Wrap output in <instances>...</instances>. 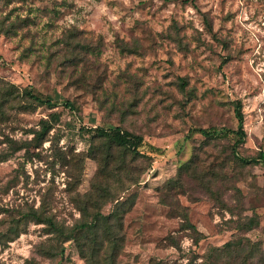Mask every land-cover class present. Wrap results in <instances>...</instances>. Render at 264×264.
Listing matches in <instances>:
<instances>
[{
	"label": "rangeland",
	"instance_id": "obj_1",
	"mask_svg": "<svg viewBox=\"0 0 264 264\" xmlns=\"http://www.w3.org/2000/svg\"><path fill=\"white\" fill-rule=\"evenodd\" d=\"M0 80L54 102L8 110L0 234L19 212L66 230L83 209L94 215L86 195L105 166L94 129L120 127L141 137L150 159L138 184L113 188L123 206L97 210L122 216L115 264H264V0H0ZM237 101L246 137L236 154L257 163L232 153ZM200 129L233 133L207 139ZM121 154L112 149L110 169ZM253 216L258 226L242 230ZM57 240L22 222L0 245V264H85L72 241ZM58 242L63 254L52 256Z\"/></svg>",
	"mask_w": 264,
	"mask_h": 264
},
{
	"label": "trees",
	"instance_id": "obj_2",
	"mask_svg": "<svg viewBox=\"0 0 264 264\" xmlns=\"http://www.w3.org/2000/svg\"><path fill=\"white\" fill-rule=\"evenodd\" d=\"M79 48H81L84 54H95L96 51V47L79 46ZM74 50L76 51V49ZM121 51L132 52L123 47H121ZM53 105L54 102L50 97L38 96L30 91L19 93L16 87L0 80V131L2 125L8 121V110H14V112L17 113H25L33 111L36 107L46 106L51 108ZM64 105L68 108L72 107L69 102H65ZM241 108V102L237 101L234 106V114L238 122V128L236 131H233L236 136V141L232 147V153L242 164L257 163L259 162L257 159L247 160L236 154V148L244 143L246 137L243 129L244 116ZM47 128L48 126L46 125L42 126L41 131L37 133L36 140H43ZM197 132L207 139H214L222 136L225 138V136H228L232 131H228L224 133V135L210 129H200ZM94 137L102 142L101 149L105 152V166L98 167L99 170L93 177L90 190L86 195V203L91 205L92 208L96 210V213L89 216L86 215V208L83 209L79 224L66 230L55 223L53 218L49 215L38 216L30 211L23 213L19 212L20 218L13 222L14 225H11L7 232L0 234V245H2L3 242L10 241L13 237L18 235V229L22 222L26 225L27 222L31 221L36 224L46 225L51 235V241H54V239H58L61 242L72 241L80 257L85 260V264H115L116 256L124 242L122 216L116 210L107 215L97 210L101 207V204H105V202L110 200L117 201V204H119L117 209L125 204V201L121 202L119 201V197H115L116 195L114 194L116 189L123 188L124 185L122 182L124 181L131 182V185L138 184V179L144 174V166L150 159V156L141 151L143 147L147 146L143 143L141 137L133 136L123 131L120 127L109 130L95 128ZM112 149L119 150L122 153L114 169L108 167V158L111 155ZM148 149L150 153L157 152V149L154 147L148 146ZM91 156L92 158H96L94 153H92ZM125 156H129L131 163H135L133 169L126 165ZM1 158H3L2 155H0V159ZM260 158H262V156ZM137 164L141 165L138 166ZM115 185L120 186L113 189ZM123 190L127 189L124 188ZM184 226L185 229L191 230L194 234L199 236L193 225L185 223ZM239 226L244 231H250L258 226V221L256 217L253 216L249 218L247 222ZM232 245L231 242H228L222 248H213L212 252L216 253L222 251L223 253L229 251ZM53 246L54 244L52 243L49 247L52 249L48 251L52 256L55 254H63V248L59 247V242L56 243L55 246L60 249H54L53 251ZM214 261L211 260L208 262L209 264H215Z\"/></svg>",
	"mask_w": 264,
	"mask_h": 264
}]
</instances>
